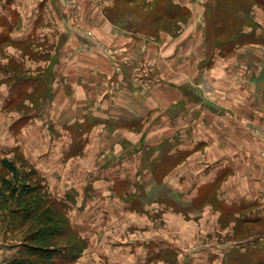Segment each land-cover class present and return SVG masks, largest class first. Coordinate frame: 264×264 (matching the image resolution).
I'll return each mask as SVG.
<instances>
[{"label":"rangeland","instance_id":"obj_1","mask_svg":"<svg viewBox=\"0 0 264 264\" xmlns=\"http://www.w3.org/2000/svg\"><path fill=\"white\" fill-rule=\"evenodd\" d=\"M104 1L109 2L110 0ZM197 1L201 0H193V2ZM80 2L81 5L84 4L85 8L90 5L86 0H80ZM102 2L103 0L97 1L98 4L92 8V15L88 13L83 15L85 24L81 15L77 16L75 10H70L76 7L74 1L64 0L65 5L69 8L67 13L63 11L66 8L61 6L62 13L67 15L71 22V27L68 26V28L82 29L81 33L75 34L79 36L82 44L85 43L89 48L93 47L94 49L96 55L94 59L85 58L82 62L89 63L87 67H84L88 69L86 75H78L77 68L67 71L59 66L54 67L59 56V49L56 45L57 43L60 45L66 40L62 36L57 38L53 36L51 42L39 41L41 38H38L39 35H37V37L28 38L22 43L4 42L0 44V77L3 78L4 74H9V78L13 79L15 74L17 76L16 89L13 90L12 96L19 95L14 104L4 109L9 89L7 83L0 84V106L2 107L0 110V264H4L6 259L16 255L19 245L30 241L28 238L30 233L41 227L39 223H35L36 218L39 219V217L32 218L26 224L22 222L25 214L23 207L27 203L33 205L32 199L37 195L35 193L47 197L44 198L45 202L42 203L39 212H42L46 207L52 209L55 214L66 212V218L68 217L71 224L74 225L72 226L77 235H75V240L79 256L69 264H128V259L134 260V263L131 264H183L187 261V257L193 256L195 251L201 248L206 249L205 252L209 251L213 254L211 260L213 264H224L223 262L226 264H251L254 260L253 255L259 249L258 245L263 243L264 247V219L256 221V224L250 222L243 224L241 220L234 224L235 219L239 218V214L224 212L223 219L227 223L224 222L226 226H223L218 213L219 208L213 204V208L205 207V204H198L194 208H190L187 196L183 193L186 181L184 179L178 181V174L182 171L177 165L179 161H171V167L161 168L160 176L156 177L157 181L154 182L149 178L150 173H155L152 171L150 161L140 160L136 155L146 154L148 146L154 147L151 142L148 145L143 142V145L147 147L141 150L139 149L140 144H138L137 150L131 149L133 152L129 150L127 152L123 150L121 154L114 152L117 148L127 146L124 134L129 133L128 138L133 139L132 135L138 133L136 128L140 129L143 125L140 122L133 123V118L127 116L130 114L121 104L118 85L114 83L107 85L105 90L104 83L101 84L102 88L98 86V90L103 89V93L106 92L117 103L118 109L123 111L117 117V121L98 123L88 127V130L91 131L86 137V141L75 140L74 157L71 158L66 157L67 149L60 145L59 140L56 141L57 137L66 141L71 140L67 129L68 123L83 112L85 106L82 104L90 91L92 94L94 93L92 78L101 79L100 75L94 72L91 62L106 61L111 53V55H117L114 60L119 59V47L123 44V39L121 44L117 41L123 38L120 35H127V39L130 40L129 37L132 34H129L128 30L131 29L136 32L134 36L132 35L134 45L141 39H154L153 42H160L159 35L162 32L170 30L171 39H176L184 33L185 28L189 25L190 12L188 10L189 15L184 19L170 20L166 16V12L171 9L174 0H120L118 9H114L112 6V8L104 10L103 13L108 20L115 24L114 31L119 35L116 37L117 40L112 39L107 42L104 38L97 36L93 31L95 28L93 30L88 28L100 25L102 14H98V12L103 9ZM201 2L206 8L209 6L208 20H206L208 22H205V25H200V28L205 29L207 37L205 34L204 37H201L200 32L194 31L193 37L194 33L198 35L195 45L188 43L191 41V37L181 42L186 47H194L193 53L188 56L192 59L191 54H194L197 59V76L194 77V81L197 82L202 94L214 93L217 78L222 81L221 76L234 73L232 67L222 68L221 61L223 60L226 61L222 63L223 65L233 62L236 66L235 60L244 65V67H240L239 73L236 72L234 75V78L238 77L237 80L226 79L229 84L237 83L240 79L242 89L244 85V89H247L248 83L251 84L255 80L264 78V3L261 4L255 0H202ZM168 3L170 4L168 5ZM218 3H222V9ZM90 18L96 19L98 22L95 23V20L89 22ZM77 22H80L79 27H77ZM225 29H231V38H234L229 45H225L229 37ZM159 31L160 34L157 36ZM221 42L224 44L219 49L217 43ZM200 48L205 52L204 60L201 61H199L202 59ZM46 50L56 51V53L51 54ZM117 61L112 62L116 63ZM150 62V59L145 60L144 67L147 68L146 64ZM58 64L61 65L60 62ZM217 65L220 66L223 73L218 70V72L212 73H216L219 77L207 76L211 69L217 68ZM79 67L84 70L82 66ZM176 70L180 75L183 72L181 66L176 67ZM75 80H78L77 83ZM36 81H39L37 85L34 84ZM25 82H29L27 87L24 85ZM88 83L90 87H88ZM142 88L149 89L150 87L143 86ZM261 89H264V86ZM169 90L172 93L189 94L186 85L177 82H171ZM254 105L255 115L250 114L251 117L256 116L253 120L248 118L249 109L247 107L244 108L246 112L241 117L235 116L233 112L230 113L232 109L226 106L220 110H224L225 121L223 124L225 126L229 115L235 116V121L248 129V135L253 136L254 134L252 135L251 132L254 131L260 137H256L260 142L261 137H264V100H257ZM178 114V118H181L182 111L179 110ZM29 115L34 116L25 125L26 133L18 132L22 123L13 125L11 123L20 117H24L25 122ZM115 115L118 116L119 112L115 111ZM172 121L175 123L174 125L179 122L178 119L176 121L172 119ZM79 128L80 126H77L74 130L82 134ZM131 141H135V139ZM222 142L227 146L232 145V140L229 138H223ZM166 146L168 147L169 144ZM258 155L257 157L261 160L241 159L240 161L245 162V167L249 164L256 166L259 174L253 176V180L264 187V176L262 179L258 178L259 175L264 174V149L262 150L261 147L258 150ZM27 157L31 161H28ZM128 157H131V160L117 161ZM2 158L10 160L14 164L17 169L16 176L3 166ZM254 161L255 163H253ZM137 167L140 175L139 186L143 189L138 211L135 210L128 214L124 209L121 213L122 203L117 202L112 204L117 215L111 216L110 209H107V212L104 209L110 208V201H106V197L102 196V193L108 189L109 178L128 173L135 179L134 174ZM190 167L195 168L196 161H192ZM173 168L180 170L176 174H172ZM171 169L173 170L170 171ZM39 172L44 175V178ZM107 176H109L108 179H106ZM91 185V191L96 189V194H100V200H103V205L96 206L93 210H89L88 205L92 207L91 203L82 197L83 190L89 191ZM26 188H29V191ZM16 191L17 193L14 195L13 192ZM57 197L66 201L67 208L56 201ZM95 200L92 203L97 202ZM86 203L88 204L86 205ZM251 209L248 212L241 211L242 217L264 218V197L262 201L258 200ZM101 213L107 214L106 217H103ZM121 219L128 220V222L120 224ZM93 225L96 226L93 227ZM236 227L239 228V231L235 230ZM141 234L157 237L158 240L154 241L156 244L151 245L147 251L137 252L136 250H139L137 247L132 248L129 245L127 247L107 246L117 251L106 252L107 247H104V244L127 243L141 237ZM250 235L252 237L259 236L255 238V241L236 242L235 240ZM56 241V246H63L67 243L68 237L60 236ZM38 242L33 241L32 243ZM65 248L71 249L69 246ZM160 251L161 257H158L157 253ZM218 254L221 256L217 257ZM231 257L234 259L232 263ZM193 259L195 258H191V261ZM208 264H211L210 261Z\"/></svg>","mask_w":264,"mask_h":264},{"label":"crops","instance_id":"obj_2","mask_svg":"<svg viewBox=\"0 0 264 264\" xmlns=\"http://www.w3.org/2000/svg\"><path fill=\"white\" fill-rule=\"evenodd\" d=\"M72 1L75 2L76 7L70 10H75V15L77 16L81 15V19L85 24L83 15H87V13L92 15V8H94L95 5L98 4L97 1L100 0H86L88 4H90L87 8L84 7V4L81 5L80 0ZM116 1L117 0H110L107 2L103 0L101 3L103 9H100L98 12V14H102V19L99 22L100 25H95L92 28L88 27L92 30L95 28L93 31H95L97 36L104 38L107 42L112 39L117 40L116 37H119L118 33L114 31L115 24L108 20L106 15L103 14L104 10L112 8V6L116 4ZM201 1L174 0L175 5L190 12L188 19L189 25H187L184 33L181 34L179 38L171 39L170 30L162 32L161 34L159 31L157 36L160 34V42H153L155 41L154 39H141L143 41L139 40L138 43L134 45L133 36L136 32L130 29L128 32L133 35H130V40L127 39V35H120L123 36V38L117 40L118 43L121 44L123 39V44L119 47L118 61L114 60L117 55H111V53L108 55L109 59H106V61L99 60L91 62L93 63L92 68L94 72L99 74L101 79L98 80L97 77L92 78V84L95 88L94 93L92 94L90 91L82 104L85 106L83 112L76 115L68 123L67 129L69 130L71 140L66 141L57 137L56 141L59 140L58 142H60V145L67 149L65 153L66 157L71 158L74 157L75 140L78 139L82 142L86 141V137H88L91 131L90 129L88 130V127L98 123L111 122L113 120L117 121V117H119L123 111L118 109L117 103L110 98L106 92L103 93V89L98 90V86L102 88L101 84L103 83L105 87L104 90L107 85H112L114 83L120 87L119 97L121 98V104L130 114L127 116L133 118V123H143L140 129L136 128L138 133L132 135L135 141H131L133 139L128 138L129 133L124 134V141L127 146L117 148L114 152H119L120 154L123 150L126 152L128 150L133 152L131 149L137 150L138 144H140L139 149L141 150L147 147L143 145V142L147 145L149 142L153 143L154 147L148 146L146 148V154H137L136 156L140 160L150 161L152 171L155 173H150L149 178L154 180V182L157 181L156 177L160 176L161 168L167 166L171 167V161L177 160L179 161L177 165H179L182 170L180 174H178V181L180 182L181 179L186 181L183 193L187 196V203L190 204V208H194L198 204H205V207L211 206L212 208L213 205L216 206L219 208L218 213L220 214V221L223 226H226L224 222L227 223V221L223 219L224 212L227 214H239V218L235 219L234 224L239 220H241L243 224H246V222L256 224V221L263 220L264 218L256 219L247 218V216L242 217V213L240 212L244 210L248 212L252 210L251 207L256 205L258 200L262 201L264 197V187L253 180V176L259 174L256 166L249 164L245 167V162L240 160H261L257 156H259V148L261 147L262 150L264 149V137H261V141L259 142L256 137H260L254 131L251 132L252 135H254L249 136L248 129L239 125L237 121H235V116L241 117L243 113L246 112L244 108L247 107L249 109V120L255 119L256 116L251 117L250 114L255 115V101L264 100V89H261V87L264 86V78L258 79L257 81L255 80V82L251 84L248 83L247 89H244L245 85L242 89L240 79L237 83L229 84V81L226 79L231 78L233 81L237 80L238 77L235 76L234 78V75L236 72L239 73L240 67H244V65L238 63L237 60H235L236 66H234L233 62L223 65L222 63L226 62L223 60L221 61L222 68L232 67L234 73L221 76L223 79L222 81L217 78L214 93L202 94L201 90L198 88L197 82L194 81V77L197 76V59L194 54H191L192 59L188 56V54L193 53L194 47H186V45H183L181 42L191 37V41H188V43L195 45L198 41V35L194 33L193 37L194 31L200 32L201 37H204V34L205 37H207L205 29L200 28V25H205V22H208L206 20H208L207 14L209 15V6L206 8ZM61 6L66 8L63 9V11L67 13L69 8L65 5L64 0L0 1V41L1 36L5 34L8 35L9 40L4 42L8 43H22L28 38L37 37V35H39L38 38H41L39 41L51 42L53 36H56V38L62 36L66 38V40L64 43L60 45L57 43L56 45L57 49H59V56L54 67L57 68L59 66L67 71L76 70L77 68L78 75H86L88 74V69L84 67H87L89 63L85 64L82 62L85 58L89 60L94 59V56H96L94 49L93 47L89 48L85 43L82 44V41L79 40V36L75 34L77 32L81 33L82 29H77V31L68 28V26L71 27V22L70 19L67 18V15L62 13ZM94 20L95 23L98 22V20L93 18H90L89 22H93ZM79 23L80 22H77V27H79ZM137 44L138 46H136ZM46 51L51 52V54L54 52L56 53V51ZM200 53L202 59H199V61L204 60L205 52L202 48H200ZM147 59H150L151 62L146 64L147 68H145L144 61ZM112 61L117 62L114 63ZM153 61L155 64L152 63ZM59 62L61 65L58 64ZM181 62L182 65H180ZM79 66H82L84 70ZM180 66L183 69L181 75L176 70V67ZM218 70L223 73V70L217 65V68L211 69L207 76L210 77L215 75L219 77L216 73H212L218 72ZM16 77L15 74L13 79L9 78V74H4L3 78L0 77V84L7 83V88L9 89L8 98L6 97L5 99L4 109L14 104V101L19 96H12L13 90L16 89ZM73 77L78 79L74 75ZM77 81L78 80H75L76 83ZM171 82L185 84L189 94L170 92L169 85ZM143 86H148L150 88L144 89L142 88ZM88 87H90L89 83ZM139 87H141V89H139ZM223 106L231 108L232 111L230 113L233 112L235 115H229L226 120V126L223 124V121H225L223 114L224 110H220ZM0 110H2L1 106ZM179 110L182 111L181 118H178ZM115 111L119 112L118 116L115 115ZM33 116L34 115H29V117L26 118V121L20 126L18 132H22L23 134L26 133L25 125ZM19 119H21V117ZM172 119L175 121L178 119V124L174 125L175 123ZM15 122L11 124L13 125ZM77 126H80L79 130L82 131V134L74 130ZM85 127L86 129H84ZM161 137L163 138L159 139ZM223 138L231 139L232 145H225V143L222 142ZM166 144H169V146L167 147ZM107 146L109 145L107 144ZM102 150L105 151V149ZM20 151L23 150L20 149ZM66 157L65 159H67ZM27 159L31 161L29 157H27ZM127 160H131V157L121 160L118 159L117 161ZM192 161H196L195 168L190 167ZM253 163H255V161ZM180 169L175 168L172 174H176ZM39 173L44 178V175L41 172ZM263 176L264 174H261L258 178L262 179ZM134 177L135 179L128 173L112 176L111 178H109V176L106 177V179L109 178L108 189L102 193V196L106 197V201H110V208L104 209L106 212L107 209H110L111 213L109 214L111 216L117 215L116 209L112 207V204L117 202L119 204L120 202L122 203L121 213L124 209L128 214L137 210L140 203V196L143 194V189L139 186L138 182L140 179L138 167L135 169ZM91 189L92 185L89 191L84 189V195L82 196L91 203L92 207L88 205L90 208L89 210H93L94 207H99L101 204L103 205V200H100V194H96V189L92 191ZM94 199H96L95 201L97 202L92 203ZM87 204L88 203H86V205ZM101 215L106 217L107 214L101 213ZM127 222L128 220L125 221L121 219L120 224H125ZM103 224L105 223L103 222ZM94 226L96 225H93V227ZM236 229L238 230L239 228L236 227L235 230ZM257 236L252 237L250 235L249 237L235 240L236 242L255 241ZM156 240H158L157 237L141 234V237L132 239L127 243L104 244V247H127L130 245L132 248L137 247L139 249L136 250L137 252H141L147 251L151 245H155L156 242L154 241ZM262 244L263 243H260V245H258L259 249H257L256 254L253 255V258L254 260L258 258L264 263V247ZM109 251L113 252L117 250L107 247L106 252ZM205 251L206 249L202 248L196 250V253L191 257H187V261L183 264H208L209 261L213 264L211 261L213 259V254L209 253V251ZM159 253H161V251L157 254ZM198 256L199 258H197ZM218 256L220 257L221 255L218 254L217 257ZM191 258L195 259L191 261ZM232 262H234V259L231 257V263ZM127 263H134V260L128 259ZM223 263L226 264V262Z\"/></svg>","mask_w":264,"mask_h":264},{"label":"trees","instance_id":"obj_3","mask_svg":"<svg viewBox=\"0 0 264 264\" xmlns=\"http://www.w3.org/2000/svg\"><path fill=\"white\" fill-rule=\"evenodd\" d=\"M261 4L264 3V0H255ZM120 0L116 1V4L114 5V9H118ZM170 3H168L169 5ZM171 9L166 12V16L171 20L174 19H184L189 14L188 11L184 8L179 7L178 5H175L174 3L171 4ZM218 6L222 9V3H218ZM226 33L228 34L227 43L225 45H229L230 42L234 38L232 37V31L231 29H225ZM231 38V39H230ZM9 37L7 34L1 36L0 43L4 41H8ZM229 40V41H228ZM219 42V41H218ZM226 42V41H225ZM223 42L217 43V46L219 49L222 48ZM39 81H36L34 84L37 85ZM33 84V82H32ZM25 87L29 85V82L24 83ZM24 117L19 119L15 124L24 122ZM21 124V125H22ZM20 128V127H19ZM19 130V129H18ZM17 130V131H18ZM1 163L3 166L8 168L10 171H12L13 175L16 176L17 169L14 166V164L6 159L2 158ZM27 191H29V188H26ZM24 189V191H26ZM38 190V189H37ZM36 191V190H35ZM17 193L13 192L15 195ZM34 197L33 205L31 203L25 204L23 207V210L25 211V214L23 215L22 222L28 223L29 220H32V218L39 217V219L36 218L35 223H39L41 227L38 229H35L32 233H30L29 240L27 242L21 243L19 245V251L16 255L12 256L11 258H8L4 261V264H69L70 262L74 261V259H77L78 249H77V243L75 240L76 232L73 230V226L71 222L69 221L68 217L66 218L65 214L66 212H58L55 214L52 209L49 207H46L43 209V211L39 212V210L42 207V203H44V198H47L46 195H38ZM22 198V197H21ZM56 201L60 203L63 207L67 205L65 204L66 201H62L57 197ZM60 236H66L68 237L67 243L63 246H56V239ZM77 236V235H76ZM33 241H39L38 243H32ZM70 247L71 249H66L65 247ZM158 257H161V254H157ZM252 264H264L263 261H260L258 258L256 260L252 261Z\"/></svg>","mask_w":264,"mask_h":264}]
</instances>
